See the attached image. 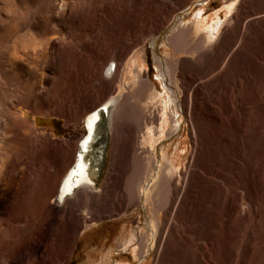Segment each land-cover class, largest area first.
Here are the masks:
<instances>
[{
	"label": "rangeland",
	"instance_id": "obj_1",
	"mask_svg": "<svg viewBox=\"0 0 264 264\" xmlns=\"http://www.w3.org/2000/svg\"><path fill=\"white\" fill-rule=\"evenodd\" d=\"M65 1L67 3L76 1V4L74 3L76 6L65 9L63 15L45 21L40 39L44 47L43 53L36 54L30 60L32 72L24 76L29 86L35 83L39 75L43 78V96L28 104L30 110L41 114L32 115L26 109L21 107L17 109L20 113L19 118L23 124L25 123L22 126L21 122L18 128L20 133L28 134L27 137L32 139L25 140L27 142L24 145V140H11L14 138L11 136L3 149L11 154L15 163L18 160L19 165L24 162L23 164L29 166V171L26 172L29 175L27 179L34 190L31 188L33 197L27 201L29 204L24 203V207L19 199L17 201L13 199L15 203L12 200V194L19 186L9 184L8 187H0V264H86L87 261L91 264L99 259V253L109 248L113 249L111 261L121 257L124 260L122 264H136L140 262L138 257L132 259L128 250L119 251L115 248V241L122 229L131 230L135 234L134 246L138 247L142 241L141 233L144 232V214L149 215V206L142 209L137 200H127L124 188L129 175L127 168L130 156L134 154L140 141V134L136 128L130 132L126 126H121L118 139L116 138L120 140L116 141L118 148L114 160L112 157L114 131L113 129L109 131V149L96 193L77 190L71 197L58 203L56 200L60 184L75 161L78 144L84 133L85 117L111 97L115 90L121 99L132 92V68L129 65L132 55L136 52L141 53L146 64L145 77L159 85L161 78L153 65V55L164 54L162 52L168 46L167 38L173 35L172 31L177 24L183 22L190 25L192 13L197 10L202 11V17L216 10H220L221 16L223 6L229 0ZM238 12L254 18L243 22V24L246 22L243 28L244 39L240 40L242 36L238 35L236 38L232 32L225 41L222 32L233 27L232 17ZM196 39L191 40L189 44H196L198 41ZM153 40L158 41L155 50L151 46ZM188 46L186 50L179 52L178 57L176 56L175 65L179 114L182 112V115L176 116L180 133L168 141V135L164 134L153 148L163 143L165 157L176 174L182 175V172L183 174L186 172L192 145L188 130L189 122L182 101L184 98L188 99L189 93L190 96L195 93L201 110L207 112L205 119L208 123L202 130V135L207 139L203 143V156L206 159L204 162H207L206 166L209 169L207 179L221 186L222 179L211 173L214 170L223 173L219 163H229L236 168L234 178L237 177V181L249 186L252 192L254 190V194L264 192V157L261 155L264 150L259 147L254 150L255 146L249 142V137L253 135V124L243 123L244 121L237 123L236 115L225 113L222 101L224 90H228V97L232 98L236 88L237 72L249 71L251 61L258 65L255 64L256 68L258 67L257 71L263 70L264 73V0H236L233 11L226 17L219 36L212 44L202 46L201 51L197 49L192 53L190 48V52L187 51ZM109 61L114 63L112 79L103 70ZM109 64L112 66V63ZM124 66L125 70L122 69ZM257 79L255 85L259 92L256 93L263 98L264 77L260 79L258 76ZM27 86L21 85L22 88ZM159 86L157 90L161 91ZM15 87L17 90L21 88L19 85ZM236 125L240 127L236 128ZM263 129L264 125L261 130ZM138 153L142 156L143 149ZM21 155L24 156L22 159ZM25 155H28V159ZM176 174L173 178L177 176ZM181 181L182 179L174 181L177 187H180ZM199 190L197 192L202 198L199 203L200 210L204 211L206 190L203 187ZM240 205L241 209L247 208L246 202ZM163 212L164 210L158 213L159 229L156 239L163 238L165 242L158 247L154 245L141 264H160L165 260L167 264H173L172 235L175 223L173 215L170 217L168 213ZM93 222L95 224L88 227ZM189 226L193 228L194 224H188L187 227ZM185 230L188 231L186 228Z\"/></svg>",
	"mask_w": 264,
	"mask_h": 264
},
{
	"label": "bare ground",
	"instance_id": "obj_2",
	"mask_svg": "<svg viewBox=\"0 0 264 264\" xmlns=\"http://www.w3.org/2000/svg\"><path fill=\"white\" fill-rule=\"evenodd\" d=\"M74 3H67L65 0H0V187H8L9 184L19 186V189L12 194V200L17 201L19 199L21 203L23 202L22 205L24 207V203L29 204L27 201L33 197V188L30 187V181L27 179L29 175L26 173L29 166L27 167L23 164L24 162L21 163V160H19L21 161L19 165L17 159V163H15L12 160L11 154L3 149L8 138L11 136L14 137L12 139L10 138L11 140H24L23 144L27 142L25 140L32 139V137H29L30 139L27 137L28 134L20 133L18 128L21 125L24 126L25 123L23 124L19 118L20 113L17 111L21 107L28 110L32 115L41 114L30 110L28 106L30 101L42 97L44 93V90H42L44 88L42 75H39L35 83H32L30 86L27 83L28 81L25 80L28 73L32 72L30 60L36 54L43 53L44 47L40 39L42 38L41 33L45 21L51 17H58L67 8L75 7L76 3ZM235 4L236 0L227 1L226 5L223 6L221 16L219 13L220 10H216L205 17L201 16V10H197L192 13L190 25L183 22L177 24L176 28L172 31L173 35L167 38L166 43L168 46L164 45L167 47L162 52L164 54L153 55V65L161 78L160 82H158L160 86L150 82L145 77L146 64L141 53L136 52L133 54L129 62L132 68L133 78V81H131L132 92L126 98L121 99V96L115 90L113 95L108 97L98 107V110L89 113L83 121L84 132L86 131L88 134H91L94 123L97 120L103 123L109 139V131L113 129V160L117 153L116 149L118 145H116V141L120 140H117V136L121 126H126L130 129V132L135 127L140 134V141L135 148L134 154H132L134 149L131 152L129 168H127L129 169V175L126 178V182L124 181V188L127 200H137L142 209L149 206V215L144 214V232L141 233L142 241L140 240L141 243L138 247L134 246L136 237L131 230L122 229L121 234L115 241L116 250H128L131 256L130 258H139L138 260L140 262L136 264L142 263V260L150 253L154 245L158 247L165 242H163V238L159 239L157 237L158 239H156L157 230L159 229L158 213L163 210L170 217L173 215L175 223L172 235L173 264H264V192L254 194V190L252 192L249 186L237 181V177L234 178L236 168L230 166L229 163H219L223 173L215 170L211 173L222 179L221 186L212 182L211 179H207L206 175L209 173V169L206 166L207 162H204L205 157L203 156V143L206 138L202 135L203 126L208 123H206L207 119H205L207 112L204 109L202 110L205 112L201 110L199 99L195 93L193 95L191 94L192 96L189 93L188 99L184 100V98L182 101L188 118L186 119L189 122L188 130L192 145V153L186 167V172L184 174L182 172V175L181 173L176 174L175 169L169 165L165 157V152L162 149L164 147L163 143L153 148V145L164 134L168 135V141L174 135L180 133L178 132L180 125L178 126L176 124V116L179 114V92L176 78L177 66H175L177 64L176 59L180 54L179 52L186 50L187 46L191 44L189 42L195 38L198 39L197 43L190 45V47L188 46L187 49L189 52L191 50V53L200 49L202 46L205 47L212 44L217 36H219L221 27L225 23L226 17L233 11ZM247 15L238 12L232 17L233 27L222 32V38L225 41L232 35V32H234L236 38L238 35L239 37L242 36L240 40L244 39L243 28L246 22L244 24L243 22L246 19L250 21V19L254 18L253 16ZM151 46L153 50L156 49V40L151 42ZM109 63H112V66ZM255 64V61H251V69L247 72L245 71L246 73L244 71L237 72V79L235 81L236 88L232 98L230 96L228 97V90H224L223 93L225 95H223L222 101L225 107V113L236 115L235 121H238L237 123L240 124L241 121H244L243 123L249 122L253 124V135L251 138L249 137V142L253 147L255 146L254 150L256 147L264 150V134H262L264 129L261 130L264 125V97L262 98V95L260 97L256 93L259 91L255 85V82L258 81L257 77L259 76L262 79L264 73H262L263 70L261 72L260 70L257 71L258 67L256 68L257 64ZM113 66L114 63L109 61L103 68L105 74L109 75V78L114 76ZM122 69L125 70V66ZM104 78L106 79V77ZM22 84L23 86H27L28 84L27 88H22ZM16 85H19L22 89H15L18 88L15 87ZM158 86L161 88V91L157 90ZM22 95L24 96L20 97ZM179 115H182L181 111ZM167 129L168 131L165 132ZM137 131L136 133H138ZM136 136L138 137V134ZM86 142H88V139H84L83 133V137L78 144L75 161L60 184L56 200L58 203L71 197L77 190L96 193L95 190H97L101 179L109 140L102 154L103 159L100 166L99 178L93 182H90L88 174L85 173L86 171L80 174L75 171L82 159V151L87 146ZM252 146L251 148H253ZM141 149L144 151L142 156L138 153ZM120 150L123 151L124 149ZM260 152L262 151L260 150ZM25 154L27 153L25 152ZM261 155L264 157V152ZM42 173L44 174V171ZM45 174H47L46 171ZM175 174L177 176L173 178ZM179 179H182V181L178 188L174 181L178 182ZM202 187L206 190L204 211L200 210L199 203L202 201V198L198 194L199 189L202 190ZM3 200L6 199L3 198ZM242 202H246V209H241L240 204ZM24 209L26 210V208ZM10 210L12 211V209ZM187 223L190 225L194 224V227H187ZM93 224L95 222L89 224L88 227ZM112 254L113 249L109 248L105 252L99 253V259L97 261L95 260L96 262L93 261L91 264H122L124 262L121 257H116L114 261H111ZM156 256V262H158V252ZM162 258L164 259V257ZM88 263L89 261L86 262V264ZM160 264H167L166 260Z\"/></svg>",
	"mask_w": 264,
	"mask_h": 264
},
{
	"label": "water",
	"instance_id": "obj_3",
	"mask_svg": "<svg viewBox=\"0 0 264 264\" xmlns=\"http://www.w3.org/2000/svg\"><path fill=\"white\" fill-rule=\"evenodd\" d=\"M84 139H88V142H86L87 146L82 151V159L75 171L79 172L78 174L86 171L85 173L88 174L90 182H93L99 178L100 166L103 159L102 154L109 140L103 123L97 120L94 123L91 134H88L86 131L84 132Z\"/></svg>",
	"mask_w": 264,
	"mask_h": 264
},
{
	"label": "crops",
	"instance_id": "obj_4",
	"mask_svg": "<svg viewBox=\"0 0 264 264\" xmlns=\"http://www.w3.org/2000/svg\"><path fill=\"white\" fill-rule=\"evenodd\" d=\"M156 40H158V38H156ZM167 42V41H166ZM156 44H158V41H156ZM109 134H110V132H109ZM109 143H110V139H109ZM108 149H109V146H108ZM107 149V150H108ZM106 153H107V151H106ZM105 157H106V154H105ZM104 163H105V161H104ZM103 166H104V164H103ZM102 174H103V170H102ZM101 178H102V175H101ZM101 180V179H100Z\"/></svg>",
	"mask_w": 264,
	"mask_h": 264
}]
</instances>
